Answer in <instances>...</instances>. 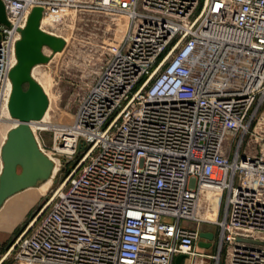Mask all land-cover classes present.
I'll return each mask as SVG.
<instances>
[{
  "label": "built area",
  "instance_id": "obj_1",
  "mask_svg": "<svg viewBox=\"0 0 264 264\" xmlns=\"http://www.w3.org/2000/svg\"><path fill=\"white\" fill-rule=\"evenodd\" d=\"M2 1L0 116L20 31L34 7L44 19L53 5ZM69 5L127 27L72 121L51 128L54 155L76 167L12 246L14 264H264V0ZM204 186L226 206L209 221L215 256L196 250Z\"/></svg>",
  "mask_w": 264,
  "mask_h": 264
},
{
  "label": "rangeland",
  "instance_id": "obj_2",
  "mask_svg": "<svg viewBox=\"0 0 264 264\" xmlns=\"http://www.w3.org/2000/svg\"><path fill=\"white\" fill-rule=\"evenodd\" d=\"M51 1L53 5L45 17L42 28L64 38L66 47L54 55L51 50L45 49L47 55H52L50 62L36 66L33 70L34 78L46 87L47 95L49 99L51 98L49 101L53 100L50 102L48 118L35 124L33 132L44 152L58 159L59 170L47 190L25 203L13 200L15 196L26 193L24 190L8 199L0 210V260L76 167V162H64L58 155H54L55 133L47 128H50L51 124H66L72 121L101 68L120 45L127 27V22L121 15L69 5L73 2L79 5L89 0ZM63 3L65 4L61 5ZM51 15L53 18L50 19ZM3 117L4 122L0 126V146L3 136L13 127L12 120L6 115ZM225 208L223 200L218 217L220 220L224 217ZM184 223L188 227H195V223ZM199 227L202 232L213 233L214 240L211 247L204 251L200 243H207V240L201 238L196 244V250L210 256L217 255L218 227L206 220H203ZM199 259L206 261V264H216L213 259L207 257H185L182 264H198ZM2 264H14L13 258L9 256Z\"/></svg>",
  "mask_w": 264,
  "mask_h": 264
},
{
  "label": "water",
  "instance_id": "obj_3",
  "mask_svg": "<svg viewBox=\"0 0 264 264\" xmlns=\"http://www.w3.org/2000/svg\"><path fill=\"white\" fill-rule=\"evenodd\" d=\"M43 16V7L33 8L16 44L17 62L10 72L12 91L8 108L11 117L18 123L8 132L1 149L3 168L0 175V210L10 197L48 181L53 176L55 167L54 162L39 147L32 130L33 122L41 121L50 105L43 86L33 76V70L36 66L50 62L52 55H47L45 49L51 50L53 55L60 53L66 47V40L42 28ZM0 24H8L2 0ZM156 73L157 71L154 75ZM153 76L147 79L139 92L147 86ZM82 148L81 142L79 150ZM201 238L208 240L209 243H200V246L210 248L214 234L202 232ZM12 250L13 248L0 260V264L9 257ZM185 257L178 256L175 263L182 264Z\"/></svg>",
  "mask_w": 264,
  "mask_h": 264
},
{
  "label": "bare ground",
  "instance_id": "obj_4",
  "mask_svg": "<svg viewBox=\"0 0 264 264\" xmlns=\"http://www.w3.org/2000/svg\"><path fill=\"white\" fill-rule=\"evenodd\" d=\"M53 18V15L50 16V19ZM54 20V19H53ZM45 21V18L43 19L42 21V24L44 23ZM34 76V75H33ZM40 83V82H39ZM41 84V83H40ZM42 85V84H41ZM45 92L47 93V89L46 87H44V85H42ZM55 97V96H54ZM51 99V98H50ZM49 99V100H50ZM53 101V100H51ZM50 101V102H51ZM52 104V103H51ZM51 105L49 106V109H50ZM49 109L47 111V113L45 114V117L42 119L43 121H46V119L48 118L49 116ZM4 115H6V117H8V119H11V115H10V112L9 110L3 112V114L0 116V126L3 125V122H4ZM8 121V120H7ZM13 122V127H15L18 123L17 120H12ZM11 123V122H10ZM35 124H37V122H33L32 124V128L34 130V127H35ZM12 127V128H13ZM50 128H47V129H51L52 127H56L55 124H51L49 125ZM10 128L8 130V132L12 129ZM8 132L3 136V138L5 139L6 141V138H7V134ZM3 139V140H4ZM50 159L54 162L55 164V167H54V171H53V176L46 182L44 183H41L39 185H37L36 187H32V188H28L26 189V193L24 194H21V195H17L14 197L13 200L17 201V202H20V203H25L27 201H29L31 198H34L36 197L37 195L41 194L42 191H45L49 188V186L51 185L52 183V178L54 177V175L57 173V171L59 170V161L58 159L56 158H53L52 156H49ZM0 159H1V148H0ZM2 162V160H1ZM2 165V163H1ZM28 190V191H27ZM18 194V193H17ZM16 195V194H15ZM220 195H221V192L219 191V189L217 188H207V186H204L203 189H202V192H201V196H200V199H199V206H198V210H197V217L199 219H202V220H206V221H210V222H213L216 220V217H217V214H218V211L220 209ZM13 197V196H12ZM11 198V197H10ZM9 198V199H10ZM12 201V200H11ZM10 201V202H11ZM9 202V203H10ZM6 203V202H5ZM4 203V204H5ZM4 206V205H3ZM2 209V208H1Z\"/></svg>",
  "mask_w": 264,
  "mask_h": 264
},
{
  "label": "crops",
  "instance_id": "obj_5",
  "mask_svg": "<svg viewBox=\"0 0 264 264\" xmlns=\"http://www.w3.org/2000/svg\"><path fill=\"white\" fill-rule=\"evenodd\" d=\"M184 226H186L185 223H184ZM207 243H209L208 240H207ZM208 249H209V248H203L204 251H206V250H208ZM175 264H176V263H175ZM198 264H206V261H204L203 259H202V260L199 259V260H198Z\"/></svg>",
  "mask_w": 264,
  "mask_h": 264
}]
</instances>
